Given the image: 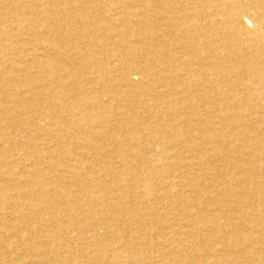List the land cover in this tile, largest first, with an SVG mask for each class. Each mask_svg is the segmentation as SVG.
I'll return each mask as SVG.
<instances>
[{
    "label": "bare ground",
    "instance_id": "1",
    "mask_svg": "<svg viewBox=\"0 0 264 264\" xmlns=\"http://www.w3.org/2000/svg\"><path fill=\"white\" fill-rule=\"evenodd\" d=\"M241 263L264 0H0V264Z\"/></svg>",
    "mask_w": 264,
    "mask_h": 264
},
{
    "label": "rangeland",
    "instance_id": "2",
    "mask_svg": "<svg viewBox=\"0 0 264 264\" xmlns=\"http://www.w3.org/2000/svg\"><path fill=\"white\" fill-rule=\"evenodd\" d=\"M157 154H159V152H158ZM161 154H164V153H161ZM150 157H151V154H150ZM214 162H215V163H214ZM21 164H22V166L24 165L25 167L28 166V168H29V166H30V165H29L30 163H29L28 161H27V162H22ZM21 164H19V165H20V166H18L19 168L22 167ZM218 164L220 165V163H219L218 161H213L212 163H210L209 167H210L212 170H214V171L216 172V169H220V168H221V165L219 166ZM15 167H16V171H17V170H18V167H17V166H15ZM15 167H14V168H15ZM218 167H219V168H218ZM212 172H213V171H212ZM159 173H161V171H159ZM139 177H140V176H139ZM125 178H126V179H125ZM125 178H124V182L127 181V185H128V186H127V189H128V190H132V189H131V184H132V182L130 181L131 179L128 178V177H125ZM128 180H129V181H128ZM175 181H177L176 178H175ZM152 182H153V181H152ZM185 182H186V181H185ZM185 182H184V183H185ZM10 184H11V182H10ZM10 188H11V185H10ZM183 188H184L185 191L188 193V190H189L188 186H184ZM11 192H12V194H14V195L16 194L15 190H13V189L11 190ZM135 192L137 193V189L135 190ZM15 196H17V194H16ZM162 210H163V209L160 208L159 211H162ZM158 242H161V239H158ZM159 247L163 248L162 244H161V246H159ZM241 264H243V263H241Z\"/></svg>",
    "mask_w": 264,
    "mask_h": 264
}]
</instances>
